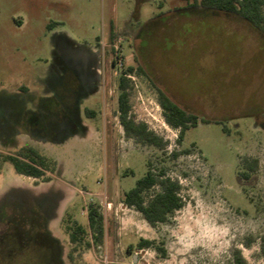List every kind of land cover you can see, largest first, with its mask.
I'll return each instance as SVG.
<instances>
[{
  "label": "rangeland",
  "instance_id": "1",
  "mask_svg": "<svg viewBox=\"0 0 264 264\" xmlns=\"http://www.w3.org/2000/svg\"><path fill=\"white\" fill-rule=\"evenodd\" d=\"M185 4L0 0V264H49L48 244L55 264H230L234 249L247 264H264V41L232 15L164 14ZM81 55L93 66L89 86ZM136 59L144 73L128 76L129 115L162 149L126 138L118 120V75ZM154 84L220 123L198 120L178 143ZM24 145L56 161L50 181L2 161ZM184 148L191 153L171 156ZM244 157L258 160L249 178L240 174ZM148 160L178 181L183 202L155 226L122 202ZM90 203L103 216L102 242L84 234L69 261L67 217L86 226ZM248 236L255 240L245 246ZM140 237L166 255L127 251Z\"/></svg>",
  "mask_w": 264,
  "mask_h": 264
},
{
  "label": "trees",
  "instance_id": "2",
  "mask_svg": "<svg viewBox=\"0 0 264 264\" xmlns=\"http://www.w3.org/2000/svg\"><path fill=\"white\" fill-rule=\"evenodd\" d=\"M186 4L182 7H176L165 11L164 14L170 11H203L208 13H223L232 15L245 22L249 27L254 29L264 41V0H184ZM162 15H152L150 20H154ZM112 39L115 34L112 32ZM137 61V59H136ZM144 73L141 64L137 61L136 68L128 66L122 69L118 75V96H117V115L120 125L122 126L124 136L132 138L137 143L152 145L162 149L164 142L161 138L155 135L147 128L144 123H135L129 115V88L131 73ZM157 92L158 104L161 107L162 115L165 122L172 128L178 130L177 142L180 143L183 133L190 126H195L198 120L202 122L220 123L219 119L200 118L199 116L180 106L172 99L167 92L154 84ZM87 114L93 115V111L88 108L84 109ZM191 148H184L180 151H173L171 156L177 157L179 154L191 153ZM2 161H8L13 166L17 174L25 175L39 179L41 182L51 180V176L46 174L53 173L56 170V161L42 154L38 149L31 145L21 146L13 154H4L1 156ZM148 169L144 176L139 178L135 185L124 192L122 202L125 206L133 208L139 212L150 226H155L157 223H163L168 216L174 211L180 209L183 202L179 195L180 185L176 179L165 174L164 169L154 172L150 168L148 160ZM244 170L240 173L243 177L249 176L258 168V160L255 158L244 157L242 159ZM157 190L150 195L145 196L150 189ZM66 223V232L69 236V242L72 246L69 248L67 257L69 261H73V252L77 246L84 241V234L88 233L92 237V243L98 245L102 242L104 234L103 216L90 203L87 208L86 226H83L76 219L68 220ZM70 221V222H69ZM255 237L248 236L243 244L249 246ZM90 241H85V246L89 247ZM259 250L264 257V235L259 236ZM144 248H153L159 252L161 256L166 255V250L162 244L156 243L152 239L140 237L134 244L127 246V251L138 250ZM126 264V263H117ZM230 264H247L239 249L232 251Z\"/></svg>",
  "mask_w": 264,
  "mask_h": 264
},
{
  "label": "flooded vegetation",
  "instance_id": "3",
  "mask_svg": "<svg viewBox=\"0 0 264 264\" xmlns=\"http://www.w3.org/2000/svg\"><path fill=\"white\" fill-rule=\"evenodd\" d=\"M80 59H81L82 65H83L82 68H83L84 72H86V76H87L86 80L88 82L87 85L89 86V84H91L93 79H94L93 78V72H92L93 66H92V64L87 62L86 58L82 57V55L80 56ZM82 80H83V78H82ZM73 112H75V111H73ZM46 247L48 248L47 249L48 252H46V253H48V258L50 259L49 264H55V261L53 260V256H52V252H51L52 251L51 246L48 244V245H46Z\"/></svg>",
  "mask_w": 264,
  "mask_h": 264
},
{
  "label": "crops",
  "instance_id": "4",
  "mask_svg": "<svg viewBox=\"0 0 264 264\" xmlns=\"http://www.w3.org/2000/svg\"><path fill=\"white\" fill-rule=\"evenodd\" d=\"M18 22H20V23H21V21H20V20H18Z\"/></svg>",
  "mask_w": 264,
  "mask_h": 264
}]
</instances>
